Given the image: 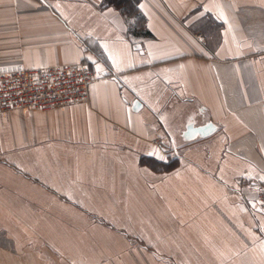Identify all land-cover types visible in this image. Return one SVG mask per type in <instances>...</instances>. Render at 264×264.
<instances>
[{
  "label": "crops",
  "instance_id": "obj_1",
  "mask_svg": "<svg viewBox=\"0 0 264 264\" xmlns=\"http://www.w3.org/2000/svg\"><path fill=\"white\" fill-rule=\"evenodd\" d=\"M136 3L0 0V69L99 73L0 113V264H264V0Z\"/></svg>",
  "mask_w": 264,
  "mask_h": 264
},
{
  "label": "built area",
  "instance_id": "obj_2",
  "mask_svg": "<svg viewBox=\"0 0 264 264\" xmlns=\"http://www.w3.org/2000/svg\"><path fill=\"white\" fill-rule=\"evenodd\" d=\"M98 76L83 61L1 68L0 113L13 109L47 110L85 102L89 86ZM255 195L259 209H264V185L256 189Z\"/></svg>",
  "mask_w": 264,
  "mask_h": 264
},
{
  "label": "trees",
  "instance_id": "obj_3",
  "mask_svg": "<svg viewBox=\"0 0 264 264\" xmlns=\"http://www.w3.org/2000/svg\"><path fill=\"white\" fill-rule=\"evenodd\" d=\"M103 3L105 5H113L123 14L135 17V20L140 23L139 26H143V23L140 20L141 14L137 7L136 0H103Z\"/></svg>",
  "mask_w": 264,
  "mask_h": 264
},
{
  "label": "snow or ice",
  "instance_id": "obj_4",
  "mask_svg": "<svg viewBox=\"0 0 264 264\" xmlns=\"http://www.w3.org/2000/svg\"><path fill=\"white\" fill-rule=\"evenodd\" d=\"M113 62L115 63V60H114ZM97 70H98V71L101 70V69L99 68V66H98ZM160 158L163 159L162 156H161ZM260 179H261V180H264V176H261ZM262 203H264V202H262ZM253 207H254V208L256 207V203H255V202H253ZM261 210L264 211V209H261ZM261 228H262V230H264V225H262ZM261 249H262V251H264V241L261 242Z\"/></svg>",
  "mask_w": 264,
  "mask_h": 264
},
{
  "label": "water",
  "instance_id": "obj_5",
  "mask_svg": "<svg viewBox=\"0 0 264 264\" xmlns=\"http://www.w3.org/2000/svg\"><path fill=\"white\" fill-rule=\"evenodd\" d=\"M140 46V44H135V47H139ZM132 105H133V108L134 109H138L139 107H140V102L137 100V99H134L133 100V102H132Z\"/></svg>",
  "mask_w": 264,
  "mask_h": 264
}]
</instances>
